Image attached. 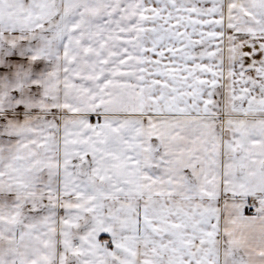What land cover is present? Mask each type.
Returning <instances> with one entry per match:
<instances>
[{
  "label": "snow or ice",
  "instance_id": "obj_1",
  "mask_svg": "<svg viewBox=\"0 0 264 264\" xmlns=\"http://www.w3.org/2000/svg\"><path fill=\"white\" fill-rule=\"evenodd\" d=\"M0 264H264V0H0Z\"/></svg>",
  "mask_w": 264,
  "mask_h": 264
}]
</instances>
